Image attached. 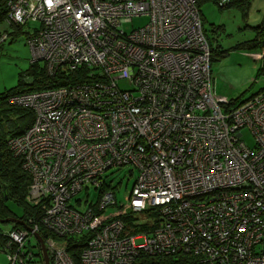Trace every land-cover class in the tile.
<instances>
[{
	"label": "built area",
	"instance_id": "2783aa9c",
	"mask_svg": "<svg viewBox=\"0 0 264 264\" xmlns=\"http://www.w3.org/2000/svg\"><path fill=\"white\" fill-rule=\"evenodd\" d=\"M8 11L14 24H40L26 43L47 71L96 70L7 100L34 113L8 145L41 225L0 230L5 264H38L39 228L90 231L80 264H132L140 252L264 264V89L233 107L215 92L197 0H9ZM133 17L147 21L127 30ZM122 165L137 172L126 203L113 188L96 210L88 193L73 199ZM147 208L158 212L153 231L131 234L121 217ZM41 237L50 264H75L67 241Z\"/></svg>",
	"mask_w": 264,
	"mask_h": 264
},
{
	"label": "trees",
	"instance_id": "16d2710c",
	"mask_svg": "<svg viewBox=\"0 0 264 264\" xmlns=\"http://www.w3.org/2000/svg\"><path fill=\"white\" fill-rule=\"evenodd\" d=\"M251 0H230L226 6L239 9L241 12L245 11L249 6ZM201 0H197V7L201 6L203 3ZM204 2H208L205 0ZM216 2V0L214 1ZM8 3L9 0H0V44L4 42L5 39L15 38L20 33H25V40L29 37L35 30L40 26L38 22L32 21L25 24H14L8 19ZM204 22V21H203ZM32 23V24H31ZM26 26V30H24ZM127 26V25H126ZM2 27V28H1ZM132 28V25H131ZM215 32V29H213ZM205 37L210 46L211 56L210 59L213 60L215 57H223V49H218V38L215 36L214 41L208 39V35ZM5 36V39L2 40V37ZM217 38V40H216ZM217 43V45H216ZM264 45V28L260 27V30H256V35L252 39L241 41L236 47H242L247 52L253 53L250 48L258 49L260 46ZM245 46L249 48H245ZM261 48V47H260ZM262 67L260 72L264 71V63L260 61ZM96 70V67L93 65L80 64L74 67L71 70H65L59 68L57 71L50 73L47 71L46 64L43 61L30 62V67L27 71L23 72L19 78V83L17 86L10 89L0 92V218L12 217L15 216L17 219L22 213L30 211L31 218L35 214V204L29 202L26 199L27 193L30 186V174L22 166L21 157L16 155L15 151L11 150L8 145V140L12 137L22 134L26 128L32 123L34 118V113L32 109L9 104L7 100L11 97L31 93L33 91H38L42 89L55 88L58 86L66 85V83L71 82L77 83L82 81V77L86 78L87 74L91 71ZM214 85V82H213ZM215 88V86H214ZM241 99H233V106H237ZM253 139L250 132L246 130L243 134L242 139L247 143V139ZM122 165L116 166L113 168H120ZM131 171L129 170V175ZM5 187L4 192L2 187ZM110 188L116 189L115 186H110L108 182L104 181L97 188H89L88 190H94L96 192V200L91 199L92 209H97V204L101 198L103 191L111 190ZM114 195L116 190H112ZM7 197V200H4V197ZM7 201L13 202L19 209L20 213H16L12 210ZM30 208V210H28ZM40 210V209H39ZM146 215L143 217L142 214L128 213L121 217V222L126 225V228L130 230L131 234L142 233L147 235L153 231L155 225L147 218H157L158 212L154 208H147L145 210ZM39 215V214H38ZM20 224V223H19ZM19 224H13L9 229L16 228ZM1 229V227H0ZM3 230V229H1ZM75 233L73 236H65L66 238V250L68 254L73 258L75 264H80V253L84 249L88 238L90 237L89 233ZM54 235V234H53ZM4 240L0 241V244ZM36 255V254H35ZM39 256V255H38ZM41 259H43L42 254L37 259L38 264H42ZM49 259V258H48ZM50 262V261H49ZM44 263V261H43ZM132 264H207L202 262L198 257L193 256L190 253L185 252H175V253H156L154 255H148L144 252H140L137 258L133 261Z\"/></svg>",
	"mask_w": 264,
	"mask_h": 264
},
{
	"label": "rangeland",
	"instance_id": "374dc122",
	"mask_svg": "<svg viewBox=\"0 0 264 264\" xmlns=\"http://www.w3.org/2000/svg\"><path fill=\"white\" fill-rule=\"evenodd\" d=\"M203 1L200 8L204 16L202 31L206 32L208 39L218 38V49H223L226 54L223 57H215L211 62L212 77L214 79L215 91L230 99L247 100L264 89V71L260 62L261 52L264 45L257 50L250 48L252 53L247 52L244 48L236 47L241 41L249 40L255 37L256 30L264 27V0H253L245 11L236 8H220L215 0ZM212 2V3H211ZM258 4V8L256 5ZM223 6V5H220ZM9 14V11H8ZM202 16V21H203ZM147 21L145 17H133L132 23L126 26L129 30L132 27H140ZM260 22H263L261 24ZM32 24V23H31ZM2 28V27H1ZM26 26L24 30H26ZM215 29V32L213 31ZM25 33H20L15 38L5 39L0 44V92L15 87L19 83L22 73L30 67L31 57L34 59L32 51L25 40ZM216 38V40H217ZM217 45V43H216ZM245 48H249L245 46ZM34 51V50H33ZM209 62V63H210ZM245 100V101H246ZM243 102V101H242ZM240 103V102H239ZM238 103V104H239ZM250 147L254 146V140L247 139ZM129 170L132 172L129 175ZM137 172L128 166L120 168H111L105 172L103 180L110 183L116 188V198L119 203L127 202V195L131 189ZM88 193V198L96 200L94 190H81L73 199H81ZM7 197L5 196V199ZM8 206L17 214L20 209L11 201H7ZM30 210V208L28 209ZM30 213V211H27ZM12 223H0V227L7 229ZM0 264H5L4 255L0 253Z\"/></svg>",
	"mask_w": 264,
	"mask_h": 264
},
{
	"label": "flooded vegetation",
	"instance_id": "af4514ba",
	"mask_svg": "<svg viewBox=\"0 0 264 264\" xmlns=\"http://www.w3.org/2000/svg\"><path fill=\"white\" fill-rule=\"evenodd\" d=\"M230 0H225V1H222V2H220V0H216V2H214V3H216L220 8H226V7H224V6H226L227 5V3L229 2ZM220 5H223V6H220ZM200 8H201V6H199L198 7V10H199V13H200V18H201V22H203L202 21V14H201V12H200ZM203 19H204V16H203ZM205 34V33H204ZM208 47H209V50H210V46H209V43H208ZM210 56H211V52H210ZM260 61H262L263 63H264V53L261 55V57H260V59H259ZM210 61L212 62V60L210 59ZM211 62L209 63V68H208V72H209V78H210V81L211 82H214V79H213V77H212V71H211ZM215 89V88H214ZM216 92V91H215ZM217 93V92H216ZM218 94V93H217ZM218 95H220V94H218ZM222 96V95H221ZM224 96V95H223ZM238 99H241V97L240 98H238ZM231 100V103H233L234 101H232V99H230ZM246 100V99H245ZM245 100H240V102H242V101H245ZM232 107H233V104H232ZM246 132V130L244 129L243 130V134ZM243 134H242V136H243ZM243 140V139H242ZM132 173V172H131ZM104 177V176H103ZM30 181H31V176H30ZM104 182V181H103ZM109 185L111 186V184L109 183ZM1 186V185H0ZM84 189V188H83ZM82 189V190H83ZM2 190L4 191V192H6L5 191V187L3 186L2 187ZM80 192V191H79ZM78 194V193H77ZM76 194V195H77ZM4 199H5V197H4ZM35 208H36V210H35V214H34V216L31 218V213H22L21 215H20V217H18V219L15 217V216H12V217H5V219H9V218H13V219H16V223H20L21 225H23L24 227H28L27 226V224H26V222L28 221H30V220H34L33 221V223H36L37 225H41V223H40V221H39V219H40V217H39V213H38V205L37 204H35ZM114 208H109V210H113ZM2 219H4V218H2ZM1 229H3V228H1ZM0 229V230H1ZM129 232H130V230H129ZM41 233L43 234V235H47V236H49L50 238H52V239H54V240H56L57 242H60V241H62V240H65L66 241V238H65V236L64 237H57L56 235H53L52 233H49V232H45L42 228H39V232H36V233H34V235H33V239H32V242L33 243H35V245H36V247H37V250H39L40 251V253L42 254V256H43V253H42V248H41V244H40V242H39V240H38V238L36 237V234H38L39 235V237H41ZM42 238V237H41ZM43 239V238H42ZM35 241V242H34ZM43 243H44V247H45V242H44V240H43ZM46 250V249H45ZM38 252V251H37ZM39 253V252H38ZM37 257H39V256H37Z\"/></svg>",
	"mask_w": 264,
	"mask_h": 264
},
{
	"label": "water",
	"instance_id": "95a60500",
	"mask_svg": "<svg viewBox=\"0 0 264 264\" xmlns=\"http://www.w3.org/2000/svg\"><path fill=\"white\" fill-rule=\"evenodd\" d=\"M14 221H16V219H13V218H9V219H5L4 218V219H2V218H0V223L14 222ZM36 237L38 238V240H39V242L41 244L44 264H50L48 256H47V253H46V250H45V247H44L43 239L41 237H39L38 234H36Z\"/></svg>",
	"mask_w": 264,
	"mask_h": 264
},
{
	"label": "crops",
	"instance_id": "0c3cea01",
	"mask_svg": "<svg viewBox=\"0 0 264 264\" xmlns=\"http://www.w3.org/2000/svg\"><path fill=\"white\" fill-rule=\"evenodd\" d=\"M253 0H251L250 1V3L252 2ZM209 3V2H208ZM212 3V2H211ZM250 5V4H249ZM201 7H202V5H201ZM228 8H233V7H228ZM256 8H258V4L256 5ZM203 21H204V19H203ZM261 24H263V22H260ZM264 25V24H263ZM264 28V27H263ZM5 223H12V225L13 224H18V223H16L15 221L14 222H5ZM10 228V227H9ZM9 228H7V229H9ZM4 229V228H3ZM5 230V229H4Z\"/></svg>",
	"mask_w": 264,
	"mask_h": 264
}]
</instances>
